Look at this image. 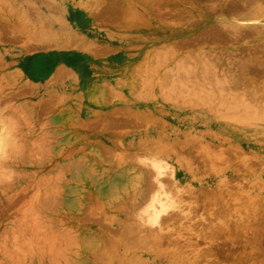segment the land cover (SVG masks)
<instances>
[{
	"label": "rangeland",
	"instance_id": "1",
	"mask_svg": "<svg viewBox=\"0 0 264 264\" xmlns=\"http://www.w3.org/2000/svg\"><path fill=\"white\" fill-rule=\"evenodd\" d=\"M73 4L71 12L67 5L69 20L89 23L85 30L92 38L125 45L132 59L121 68L133 69L142 100L162 101L159 117L178 128L117 146L105 172L114 179L99 177L97 190L108 199L125 198L116 204L73 202L74 223L89 212L100 246L77 236L70 264H264V0ZM10 5L0 0V208L10 212L29 204L44 215L60 206L49 199L53 182L89 178L77 166L56 172L86 143L62 147L47 121L50 108H19L42 102H34L38 94L29 88L18 91L17 67L33 70L31 59L17 60L12 51L18 28L2 22ZM48 19L54 24L55 17ZM48 19L37 10L32 14L36 26ZM49 74L34 76L43 81ZM124 176L120 190L116 184ZM25 181L31 187H19ZM74 183L55 195H75ZM82 247L90 248L89 262L78 252Z\"/></svg>",
	"mask_w": 264,
	"mask_h": 264
},
{
	"label": "crops",
	"instance_id": "2",
	"mask_svg": "<svg viewBox=\"0 0 264 264\" xmlns=\"http://www.w3.org/2000/svg\"><path fill=\"white\" fill-rule=\"evenodd\" d=\"M67 5L71 7L70 12L77 8L73 0H11L2 22L18 28V46L12 50L17 60L29 58L32 61L47 56L52 63L50 74L43 81L36 79L28 68L17 67L18 91L29 88L38 94L34 102H42L35 106L21 104L19 108H50L47 121L51 132L64 143L62 147L84 140L86 145L77 158L59 164L56 172L68 173L77 166L89 178L75 183L69 179L53 182L50 188L56 191L49 199L60 206L51 213L43 215L29 204L10 212L6 211L8 207H1L0 264H70L77 236L88 240L91 237L94 244L100 243L99 232L90 228L89 212L86 215L83 210L81 224L74 223L73 202L82 205L120 203L125 196L108 199L97 190L101 183L99 177L111 175L105 172L114 163L117 146L121 142L137 145L157 138L163 128H178L169 117H159L162 101L142 100L133 69L121 68L122 61L132 59L122 50L125 45L90 37L89 23L83 26L70 21ZM36 10L47 19L51 15L55 17L54 24L48 19L36 26L32 20ZM81 65L85 83L80 78ZM124 171L130 177L139 176V172ZM71 183H74L75 195L61 198L55 195ZM31 184L25 181L19 187L28 188ZM143 185L144 182L139 183L137 188ZM78 252L82 259L87 255L89 262L90 248L82 247Z\"/></svg>",
	"mask_w": 264,
	"mask_h": 264
},
{
	"label": "bare ground",
	"instance_id": "3",
	"mask_svg": "<svg viewBox=\"0 0 264 264\" xmlns=\"http://www.w3.org/2000/svg\"><path fill=\"white\" fill-rule=\"evenodd\" d=\"M240 1V0H239ZM247 3H248V1H247ZM155 4V3H154ZM253 4V3H252ZM258 4V3H257ZM244 5V4H243ZM242 5V6H243ZM248 4H246V6H247ZM249 5H250V3H249ZM236 6V5H235ZM253 7H254V5H252ZM261 6V5H260ZM232 7V6H231ZM238 7H239V4H238ZM240 7H241V5H240ZM258 7H259V5H258ZM242 8V7H241ZM240 8V9H241ZM243 8L245 9V6H243ZM260 8V7H259ZM262 8V7H261ZM230 9V8H229ZM228 9V10H229ZM235 9H236V7H235ZM235 9L233 10V11H235ZM243 9V10H244ZM232 9H230V11H231ZM242 10V9H241ZM246 10V9H245ZM249 11H250V9H249ZM260 11V10H259ZM258 11V12H259ZM242 12V11H241ZM233 14V13H232ZM245 14V13H244ZM234 15V14H233ZM236 15V14H235ZM241 15V14H240ZM248 15H249V13H248ZM246 17H248V16H246ZM252 17V16H251ZM242 18V17H241ZM218 27V26H217ZM223 27V26H222ZM225 27V26H224ZM215 29V28H214ZM218 29V28H217ZM222 30H224V29H222ZM251 31V30H250ZM252 32V31H251ZM212 33V32H211ZM225 33V32H224ZM254 33V32H253ZM214 34V33H213ZM243 34H244V32H243ZM216 35V34H215ZM220 35V34H219ZM226 35H228V34H226ZM233 35V34H232ZM225 36V35H224ZM235 36V35H234ZM240 37V36H239ZM212 38V37H211ZM233 38V37H232ZM211 40V39H210ZM223 40V39H222ZM242 64V63H241ZM28 67H31L32 68V70H33V73L35 74V75H37L38 77H42V76H44V75H46V74H49V70H50V68H51V62L50 61H48V59L47 60H45V59H43V58H41V59H35V60H33V61H31L30 63H29V65H28ZM81 68H80V76L82 77V76H84V68H83V65H81L80 66ZM244 67V66H243ZM241 69V68H240ZM245 69V68H244ZM242 70V69H241ZM78 73V72H77ZM63 74V73H62ZM200 115V114H199ZM205 118V117H204ZM196 121H197V118H196ZM201 124V123H200ZM109 126V125H108ZM245 131V130H244ZM241 133H242V131H241ZM244 135H247V134H249L248 132H244L243 133ZM8 136H9V134H8ZM4 154V153H3ZM3 171V170H2ZM146 174V173H145ZM146 176V175H145ZM125 176L121 179V180H119L118 182H117V187L120 189V190H123L126 186H124L125 185V183H126V181H125ZM148 181V180H147ZM112 185H110V187H111ZM109 187V188H110ZM149 191V190H148ZM110 191H106L105 192V194H107V193H109ZM142 199V198H141ZM146 201V200H145ZM144 203V202H143ZM163 216V215H162ZM167 217V216H166ZM170 218V217H169ZM163 221V220H162ZM31 227V226H30ZM21 228V227H20ZM36 232V231H35ZM262 241V240H261ZM21 243V242H20ZM25 244V243H24ZM42 254H44V253H42ZM41 254V255H42ZM52 254V253H51ZM11 262V261H10Z\"/></svg>",
	"mask_w": 264,
	"mask_h": 264
}]
</instances>
